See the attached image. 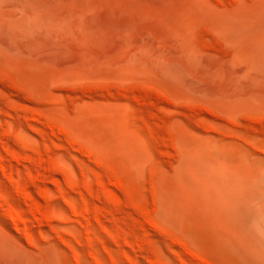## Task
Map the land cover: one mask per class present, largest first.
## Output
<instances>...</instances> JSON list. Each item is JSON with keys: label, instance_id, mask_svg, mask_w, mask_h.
<instances>
[{"label": "rangeland", "instance_id": "374dc122", "mask_svg": "<svg viewBox=\"0 0 264 264\" xmlns=\"http://www.w3.org/2000/svg\"><path fill=\"white\" fill-rule=\"evenodd\" d=\"M0 264H264V0H0Z\"/></svg>", "mask_w": 264, "mask_h": 264}]
</instances>
